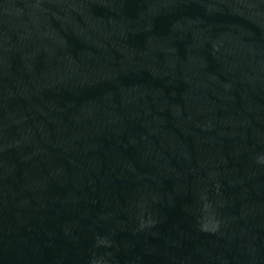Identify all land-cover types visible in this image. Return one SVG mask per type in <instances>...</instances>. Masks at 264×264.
<instances>
[{"label":"water","instance_id":"95a60500","mask_svg":"<svg viewBox=\"0 0 264 264\" xmlns=\"http://www.w3.org/2000/svg\"><path fill=\"white\" fill-rule=\"evenodd\" d=\"M0 264H264V0H0Z\"/></svg>","mask_w":264,"mask_h":264}]
</instances>
